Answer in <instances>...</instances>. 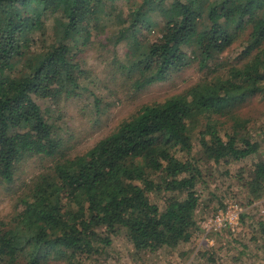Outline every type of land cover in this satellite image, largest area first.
Returning <instances> with one entry per match:
<instances>
[{
  "label": "trees",
  "instance_id": "16d2710c",
  "mask_svg": "<svg viewBox=\"0 0 264 264\" xmlns=\"http://www.w3.org/2000/svg\"><path fill=\"white\" fill-rule=\"evenodd\" d=\"M115 1L0 0V182H12L20 161L55 159L59 145L38 99L78 95L86 71L67 41L82 34L86 43L106 2ZM123 2L126 17L123 8L114 10L122 24L116 41L129 38L138 50L127 71L136 75L137 90L193 63L213 73L143 105L86 152L56 159L37 174L18 199L21 210L0 221V262L84 264L120 227L136 253L176 248L192 238L199 187L214 178L203 160L231 176L230 164L258 152L235 110L256 96L264 100V0ZM47 13L54 15L55 41L35 51ZM153 14L164 20L159 36L142 43L136 33L152 30ZM243 34L236 62L217 60ZM241 172L233 177L242 181L247 204L264 198V157L246 177ZM152 193L160 194L162 208Z\"/></svg>",
  "mask_w": 264,
  "mask_h": 264
},
{
  "label": "rangeland",
  "instance_id": "374dc122",
  "mask_svg": "<svg viewBox=\"0 0 264 264\" xmlns=\"http://www.w3.org/2000/svg\"><path fill=\"white\" fill-rule=\"evenodd\" d=\"M118 8H123L126 17L127 7L123 0L113 4L106 2L104 12L100 14V26L90 30L88 41L83 43L82 34L77 42L67 41L73 46L75 60L86 71L78 95L58 100L38 99L44 115L53 125V136L59 145L54 160L86 152L143 105L162 102L183 92L209 72L213 73L211 68L201 70L193 63L171 72L164 80L137 90L133 86L136 75L130 77L127 71L130 60L138 50L129 38L116 41L117 31L122 26L117 12H114ZM151 18L152 30L140 27L136 33L142 43L156 39L163 25L160 14H153ZM44 20L42 33L36 32L34 35L35 51L55 41L54 15L47 13ZM244 34L217 60L233 65L237 46L245 39ZM184 50L189 52L186 46ZM226 70V67L217 68L218 72ZM235 115L243 123L242 132H247L252 140L259 142L260 147L255 154L230 164L231 176L222 174L224 166L203 160L206 170L212 172L214 178H206L205 185L199 187L200 200L195 210L197 225L189 242L172 249L162 247L153 253H136L125 230L120 227L111 236V244L94 257L84 259V264H264V236L260 225L264 223V198L247 204L242 181L233 177L238 170H242L246 177L251 163L264 157V100L260 96L252 98L238 106ZM232 122L230 119L226 121L227 130H231ZM54 160L52 157L35 156L20 161L16 164L12 182H0V221H9L21 210L19 197L27 193L32 179L47 171ZM151 196L162 208L160 194L152 193ZM236 205L242 210L237 225L231 227L227 224L216 230L212 224L215 214ZM25 261L20 257L14 264H26ZM47 264L65 263L51 260Z\"/></svg>",
  "mask_w": 264,
  "mask_h": 264
},
{
  "label": "built area",
  "instance_id": "2783aa9c",
  "mask_svg": "<svg viewBox=\"0 0 264 264\" xmlns=\"http://www.w3.org/2000/svg\"><path fill=\"white\" fill-rule=\"evenodd\" d=\"M241 208L239 206L228 207L224 211H220L212 219V224L217 230L220 226L229 225L231 227L237 225L239 220V214L241 213Z\"/></svg>",
  "mask_w": 264,
  "mask_h": 264
}]
</instances>
